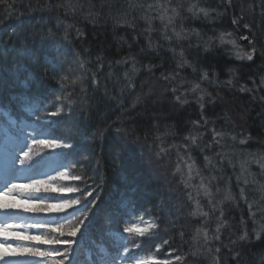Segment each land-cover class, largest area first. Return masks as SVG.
<instances>
[{"label": "trees", "instance_id": "obj_1", "mask_svg": "<svg viewBox=\"0 0 264 264\" xmlns=\"http://www.w3.org/2000/svg\"><path fill=\"white\" fill-rule=\"evenodd\" d=\"M229 34L248 37L251 60L237 58ZM57 108L62 115L51 116ZM34 128L44 133L38 138L72 147L34 150L21 165L18 129L31 147ZM232 150L264 156V0L0 3V182L11 169L19 184L64 171L81 177L53 181L79 191L40 192L25 207L79 205L0 210V221L44 237L58 235L49 227L84 220L83 236L62 237L78 241L65 264H102L100 242L109 259L123 255L119 237H127L122 228L133 215L156 227L136 238L140 248L129 240L128 255L264 264V191L228 161ZM36 223L45 226L27 227ZM16 255L3 263L63 259Z\"/></svg>", "mask_w": 264, "mask_h": 264}, {"label": "snow or ice", "instance_id": "obj_2", "mask_svg": "<svg viewBox=\"0 0 264 264\" xmlns=\"http://www.w3.org/2000/svg\"><path fill=\"white\" fill-rule=\"evenodd\" d=\"M4 0H0L3 3ZM11 7V5H9ZM245 27H248L245 25ZM231 35V34H229ZM242 39H248V37H242ZM221 42L224 43L223 37H221ZM234 46L236 44L235 40L228 41ZM251 60V54H241L237 52V58L243 59L244 57ZM15 111V110H13ZM26 111H31V109H26ZM63 109L57 108L56 111L51 112L50 115L53 117H60L62 115ZM37 119H40L38 116ZM44 133L40 129H33L31 133V147L28 146L26 141L30 138L28 135L24 134L23 129H18L19 142L17 143L16 149L18 152L22 153L20 158V164L26 165L33 157L34 150L41 151L44 149H68L72 145L64 143L61 139H40L39 136ZM27 147V151L23 149ZM80 176L69 175L67 171L60 172L57 176H50L48 179H32L27 184L11 183L9 180L4 181V187L0 188V210L4 212H9L14 209H23L24 211H30L34 213H44L51 211H63L67 208H71L73 205H79L81 201L79 199L75 200H60L59 203H44L41 201L32 207H25L30 201H34L37 197L35 194L40 192H59V193H73L79 191L75 187H64L58 184H54L53 181H66V180H79ZM10 185V186H9ZM91 195V193H88ZM23 203H19V201ZM83 215V213H82ZM45 225L36 223L34 225H28L27 227H44ZM84 220H79L77 223L69 221L67 225H60L58 227H49V231L52 233H57L54 236H38L30 235L26 232V226L23 224L8 223L7 220L0 221V261H6V258L11 254H27L30 256L39 257H53L60 255L63 259L56 261L55 264H65L69 255L73 250V245H76L78 241L76 239H62V237H72L76 238L78 234L83 236L81 232L82 227H84ZM156 225L152 221H145L143 216H132L131 222L125 221L122 228L123 233H127V237L120 236L119 239L125 241L122 246L123 255L117 252L116 256L110 259L107 256L106 248L103 242L97 245L98 254L102 258V264H116L117 259L121 261V264H171L168 260H159L154 255H148L144 257H137L135 255H128L130 249L128 247V241L130 240L134 248H140L141 242L138 241L137 237H149L152 230ZM9 241H17L15 245ZM39 242L40 244L47 245H65L69 251L59 252V251H41L35 246H29L23 242ZM158 251V249H157ZM180 259V257H177ZM78 264V262H77Z\"/></svg>", "mask_w": 264, "mask_h": 264}, {"label": "rangeland", "instance_id": "obj_3", "mask_svg": "<svg viewBox=\"0 0 264 264\" xmlns=\"http://www.w3.org/2000/svg\"><path fill=\"white\" fill-rule=\"evenodd\" d=\"M235 40L236 44L235 46L232 43H229L231 45V47H234L236 53L240 52L242 55L243 54H251L253 56V52H252V43L250 40L247 39H242V37H235L234 35H229V37L227 38V41H232ZM247 40V41H246ZM246 44H250V47L248 48L246 46ZM245 58L246 55H245ZM235 140V139H234ZM233 152H231L229 155L231 156V158H228V161L232 162L233 164H238L239 169H241V172L244 173V176L246 177V173L249 175L247 176L246 180H250L252 181L255 186L257 187V190L259 192H263L264 191V156L261 154H252L249 151L246 152H237L235 150H232ZM229 156V157H230ZM45 168L36 171L34 175H40L42 173H44ZM14 169L9 170L5 176L3 177V179L0 182V188L4 187V181L7 179L10 182H12L14 180ZM251 171H255V174H252ZM197 191H199L205 198L208 197L209 195L205 192L204 186L200 187V186H196L194 187ZM199 188V189H198ZM201 189H203L201 191ZM204 192V193H203ZM10 243H13L15 241H9ZM12 256H17L15 255H9L7 258L12 257ZM6 258V259H7ZM170 259V258H169ZM169 259H163V260H168L171 261ZM162 260V259H159ZM0 264H5L3 263V261H0ZM8 264V263H7Z\"/></svg>", "mask_w": 264, "mask_h": 264}, {"label": "water", "instance_id": "obj_4", "mask_svg": "<svg viewBox=\"0 0 264 264\" xmlns=\"http://www.w3.org/2000/svg\"><path fill=\"white\" fill-rule=\"evenodd\" d=\"M247 40H248V39H247ZM247 40H246V41H247ZM246 46L249 48V47H250V44H246Z\"/></svg>", "mask_w": 264, "mask_h": 264}]
</instances>
